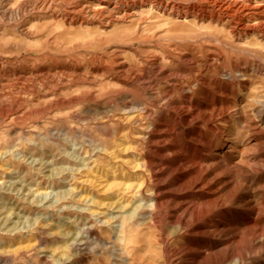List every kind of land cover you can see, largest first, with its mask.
I'll return each instance as SVG.
<instances>
[{
    "label": "rangeland",
    "instance_id": "obj_1",
    "mask_svg": "<svg viewBox=\"0 0 264 264\" xmlns=\"http://www.w3.org/2000/svg\"><path fill=\"white\" fill-rule=\"evenodd\" d=\"M129 2L0 0V264H264V36Z\"/></svg>",
    "mask_w": 264,
    "mask_h": 264
},
{
    "label": "bare ground",
    "instance_id": "obj_2",
    "mask_svg": "<svg viewBox=\"0 0 264 264\" xmlns=\"http://www.w3.org/2000/svg\"><path fill=\"white\" fill-rule=\"evenodd\" d=\"M129 1L130 2L127 3L128 4L127 6L129 7V13H128V10H126L127 12L125 11L126 12L125 15L123 14L122 16H124V17L125 16H130L132 18L138 17V19L140 20V18L144 15V12H145L144 10H142L141 13L140 12L138 13L137 10H136L138 8L139 1H141V0H129ZM253 1L252 0H197V2H195L193 4L191 2L181 1L178 5H174V3H173V7L170 9L171 13L168 14L167 12L169 10V6H166V7L164 6L165 8H162V6L164 4L162 5V4L159 3L160 1L158 2V0H156V1L154 0L155 3L154 2L151 3V8L150 7L149 8L152 11L154 9L157 10L156 12H154L155 13L154 14V18H159V19L160 18H164V19H162L163 22L165 21V22H167V23H169V24H171L173 26L174 25L175 26L181 25L182 28H183V26H185V27H189L190 26V27H194V28L203 27L204 25H206L207 20H208V19H206V16H208V14L210 15L212 13V12L208 13V10L212 9L213 10V14H212V16H210V21L212 22V24H213V21L215 19V16L217 15V13H221L222 15H225L227 18H229L231 20L238 19L241 22V24L243 22L252 23L251 26H247L248 24L244 26V24H245L244 23L243 24V26L245 27L244 29L253 30L256 33L261 34V35L264 36V6H260L259 5L260 3L259 4H257V2L255 3V0H253ZM142 2H143V0H142ZM164 2H166V1H164ZM140 4H142V3H140ZM182 4H184L186 6L185 8L183 7L184 9H186V12H184V13L181 11ZM104 5L105 4H103L102 7L101 6L100 7H101V9L106 10L107 7L104 6ZM117 5H115V6H117ZM131 8H133V9L130 10ZM141 8L144 9V6H142ZM103 14H104V12H103ZM147 14L150 16V14H152V13L150 12V14L149 13H147ZM191 14H195V15H191ZM145 16H147V15H145ZM257 16L258 17L261 16L260 20L254 19ZM262 16H263V18H262ZM223 17L224 16H222V18L221 17L220 18L223 20ZM221 19H218V20H221ZM141 20H142V18H141ZM159 21H161V19ZM217 22L219 23L220 21H217ZM233 22H235V21H233ZM167 23H165V24H167ZM236 23L237 22H235V24ZM138 26H139V24H138ZM242 29L243 28H241V30ZM262 192H263V190H262Z\"/></svg>",
    "mask_w": 264,
    "mask_h": 264
}]
</instances>
